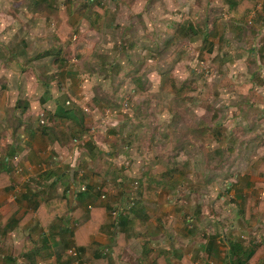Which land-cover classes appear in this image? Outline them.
Listing matches in <instances>:
<instances>
[{"label": "rangeland", "instance_id": "rangeland-1", "mask_svg": "<svg viewBox=\"0 0 264 264\" xmlns=\"http://www.w3.org/2000/svg\"><path fill=\"white\" fill-rule=\"evenodd\" d=\"M227 6L220 0H0V72L4 65L33 71L41 83L35 97L42 90L52 94L41 103L46 108L54 107L59 90L68 91L63 101L78 107L76 120L55 119L52 112L38 109L32 121V127L57 138L64 131L66 146L94 132L91 122L98 119L103 132L97 137L106 145L102 150L93 149L88 158L72 146L73 154H54L51 146L49 158L69 170L74 166L70 172L78 184L72 197L83 185L98 183L100 197L105 195L101 201L115 206L113 213L126 209L134 195L135 205L123 214H136L140 223L134 232L129 229L137 242L133 240L134 252L148 255L153 235L175 247L170 229L177 219L185 229L174 237L189 234L199 244L216 234L221 255L228 236L246 245L264 241V177L259 175L264 162V53L261 41L257 46L250 39L253 23L234 24ZM45 52L47 56H38ZM33 85L26 81L27 90L34 92ZM82 117L83 123L78 121ZM22 132L5 134L0 128V140L11 135L21 140ZM5 152L0 144V158ZM124 157L130 159L128 168L121 163ZM14 160L19 166L20 155ZM22 169L13 167L12 182L0 185V210L22 200L20 213L30 215L31 202L41 196L61 208L52 200L57 186L39 193L37 184L48 183L45 171L37 176L43 167ZM136 180L139 190L132 194ZM149 183L157 187L150 189L156 192L151 197ZM66 213L62 219L70 216ZM10 215L16 218L17 213ZM115 225L110 229L114 234ZM46 232L54 234V225ZM5 250L0 245V255ZM159 251H167L164 243ZM190 251L189 244L184 252ZM70 256L58 264H74L78 256ZM202 257L200 264H224L215 256ZM7 260L0 258V264Z\"/></svg>", "mask_w": 264, "mask_h": 264}, {"label": "crops", "instance_id": "crops-1", "mask_svg": "<svg viewBox=\"0 0 264 264\" xmlns=\"http://www.w3.org/2000/svg\"><path fill=\"white\" fill-rule=\"evenodd\" d=\"M220 1H222L226 5H229L227 6L228 11L230 10V15L234 18V24H237L236 22H238L239 20L243 22L253 23V33L251 34L250 39L252 40V42H255L257 46L260 45L259 43L261 41V49L264 53V0L261 3L254 2L253 0ZM186 2L187 1H184L182 5L184 6ZM237 2L238 6L233 10L232 8ZM258 8H260L262 11L260 12ZM232 28L237 27L235 25H232ZM251 55H255V49L252 50ZM22 62L19 63L22 64ZM262 75L264 77V64ZM36 77L37 75L33 71L28 70L26 66L24 68L20 67V70L18 71L11 69V66L8 65H4L1 68L0 128L5 132V134L11 132L14 133L13 135H15L19 131V129L24 130V132H22L20 135L18 134V137H21V140H18L15 137L13 138V135L6 136L5 138H1L0 140V144L6 147L5 154L0 158V170L4 167L10 168L8 174H2L1 177L2 179H9L10 177H14L12 176L13 167H16V170L17 167H23L25 172L29 171V169L36 168L37 166L43 167L42 170L37 172L39 173L37 176L38 179H40L42 176L40 172L45 171V176L47 177L44 178V180H46L48 183L43 182L41 184H37L39 193L41 191L43 193H49L50 191H53L57 186V193L55 194H57V198L60 197L59 199H61L58 202L61 208L56 209L51 203H47V205H45V201H48V196L46 198H41V196L38 202H31L29 207L31 209V207L33 206V209L30 210L31 215L30 219L28 220L25 219V215L23 216V213H20V211L25 209L21 206L22 200H17L12 204L7 205L3 211L0 210V245L3 247V249H6V255L2 254L0 255V258L8 257V260L4 262V264H58L59 262L66 260L68 258V255H73L76 257L78 256L75 259L76 262L74 260V264H183V258L186 259L185 261L188 264H192V262H195L193 264H200V256L202 257L204 254L207 258L215 256L216 259H220L222 262H224L225 254L221 255L219 252V254L217 255L215 251L216 249L208 250L211 244L216 245V247L219 246L218 236H216L215 234L209 235L207 240L204 239L199 244H196V240H192L189 234L188 236H186V239L184 235L174 237L175 232L181 233L180 230L185 229L182 224L183 221L181 222L178 219V223H174L173 228L170 229L174 231L171 238L172 240L170 241L175 243V247H170L167 238L159 239L158 235H153L151 236L149 243V250L151 249L150 252H152L151 256H149L150 252L148 253V255L146 253L134 252L132 250V246L133 240L136 242V239L135 236H131L132 233L130 234L129 229L131 228L134 232L140 225V223L137 222L136 214L133 215L134 225H129L127 223V220H123L121 218L124 216L115 215L114 212L112 213V210L115 206L111 208L108 204V201H101V197L104 198L105 196L103 197V195H101L100 197V192L98 190L101 189V185H98V183L97 186H90V184L88 183L89 185L86 186V192L80 193L79 195L76 194L72 197V194L75 191V183L78 184L73 180L70 172V170L74 168V166L71 164V159L73 160L74 157H71V159H66V162L72 165L71 166L68 164L71 167V169L69 170V167L65 168V163L61 164L56 161V158H49V155L51 154L49 150L51 149V146L52 149H54V151H52L54 154H57V152L66 153L67 151L73 154L74 149L76 150V153H79L82 150L87 152V157L89 158V155L93 151V149L100 151L102 150L101 146H106L105 143H103V141L97 137L98 133L102 131L101 126L98 127L99 125L96 124L98 119L94 118V123L91 122L92 126L94 125L97 127L95 128L94 132L90 133L87 131L83 134V136H81L83 139L81 142L77 143L74 141V139H72L67 146L61 140V138H63L64 136V131L59 130L58 134L60 135V138H57L53 135L51 136V132H48L47 134L37 130L35 127H32V121L34 120L33 116L37 114V112H39L38 109H41V111H46L48 112V114L52 112L55 119H67V121L69 122L70 119H77L76 110H78V107H73V104H71V100L63 101L65 99V95L63 94H65V92L66 94H68V91L65 90H59V93L61 94L59 97L54 98V107L46 108V104L41 103L47 99L51 100L52 94L47 95L46 91L42 90L41 95L37 97L38 100H36L37 98L35 96L37 94L35 93V91L39 90V86L41 84L38 81L39 79ZM27 80L29 81V85L34 84V92L30 90V87L28 90L26 89ZM9 89H11L10 92L8 91ZM261 90L263 91L264 95V89ZM20 94L27 95L26 97H22ZM26 100L29 102H26ZM66 106L69 108V116L63 113L68 110V108L66 109ZM60 107L62 108L60 109ZM86 107L87 106L84 105L82 108L84 109ZM261 116L264 117V111H262ZM81 119L82 123L85 122L83 121V117L78 118V121L81 122ZM48 123L50 126H53L52 122ZM92 126H89L88 130ZM85 136H87V138L84 139ZM91 144H94L95 147L89 148L91 147ZM37 145L40 147H37ZM70 146L74 147V149L71 147V150ZM260 152H262V154L264 155V147H260ZM42 154H44V157H42ZM7 155H10V158H8ZM19 155V166H16L14 158L16 159ZM59 157L63 159L62 155H60ZM60 158H58V160H60ZM11 159L13 160V167ZM77 166L79 167L80 163H78ZM124 168L128 167L124 166ZM46 170H49V173H47ZM83 176L84 173L82 172V177ZM10 179L9 181L12 182V179ZM10 188L11 186L6 187V192H8ZM39 193L36 190V194ZM54 198L52 200H54ZM64 198H66L65 200L68 201V208L66 209L62 207V200ZM248 200L249 199H247L246 201ZM75 207L83 208L87 213V215L85 216V220L88 223L85 227L87 231L84 230L79 235V217L76 218V214L73 213V209ZM51 208L54 209L51 210ZM17 210H19V212H17ZM39 210L41 212L53 211V213H56L53 223L56 230L54 234L46 232L47 228H52L53 225L47 227L46 225L42 224L41 219H39L38 215ZM15 212L17 213L16 218H11L10 214H13ZM66 212H69L70 216H68V219L65 220L62 219L61 216ZM118 217L120 221L118 220ZM167 219L168 222H172L171 220H169V216ZM12 220H16V222L7 226V223L11 222ZM142 222L144 223V221ZM145 223L148 224L147 222ZM114 224H116L114 226L116 230L115 234L110 230L113 228ZM166 226L168 227V223L166 224ZM87 232V240L80 238L83 233ZM227 238L230 246L231 241H234L229 240L231 238L229 236ZM163 243L166 245L167 251L158 252L159 245H162ZM259 243H262L264 245L263 240ZM24 244L27 246V248L23 247ZM189 244L192 251L184 252L186 251V247ZM22 247L23 249H25L23 253L20 251ZM244 247H253V244L246 245L244 242ZM218 248V250H221L220 247ZM70 249H75L77 251V254H70ZM227 250L224 251V253H226ZM191 255L194 258L193 260L190 257ZM10 257H12L11 260L9 259ZM147 260L149 261L148 263ZM203 260L204 258L202 257V261ZM262 260H264V258H262ZM224 264L226 263L224 262Z\"/></svg>", "mask_w": 264, "mask_h": 264}, {"label": "trees", "instance_id": "trees-1", "mask_svg": "<svg viewBox=\"0 0 264 264\" xmlns=\"http://www.w3.org/2000/svg\"><path fill=\"white\" fill-rule=\"evenodd\" d=\"M237 6H238V2L233 6L232 9L234 10V8L237 7ZM65 24H66V22H65ZM67 25H69V24L67 23ZM69 34H70V32H69ZM47 55H48V53L45 52V53H42V54H40L38 56L39 57H44V56H47ZM67 106H66V109L68 108ZM61 108L62 107H60V109ZM63 113L68 115V113H70L69 112V108H68V110H66ZM14 152H15V150H14ZM9 156L10 155H7L8 158H10ZM9 171H10L9 167H4L3 169L0 170V185H3V183H6V182L9 181V179H2V177H1L2 174L7 175ZM261 174L264 176V162L259 167V175H261ZM83 186H85V189L82 188ZM83 186L80 187V189L77 191L78 195L80 193L86 192L87 187H86V185H83ZM156 188L157 187H154L151 183H149V185L147 184V196L148 197L153 196L152 194H155L156 192L150 193V189L156 191ZM145 193H146V191H145ZM65 199L66 198H64L62 200V207L64 209L68 208V201H66ZM60 200L61 199H59V198H55L54 199V201L57 202V203ZM45 202H47V201H45ZM260 203L262 204V208H264V199ZM45 205H47V203ZM73 213L76 214L75 215L76 218L79 217V219H78V225H79V227H78V235H79L82 231H84V230L87 231V229H85V227L88 224L86 222V220H85V216L87 215V213H86V210L84 211V209L80 208V207H75L73 209ZM55 214L56 213H53L52 211H48V212L47 211H45V212L42 211L41 212L40 210L38 211L39 219H41L42 224L46 225V226H52L53 225V223H54L53 220H55ZM30 215H27V216L25 215L24 216L25 219H27V220L30 219ZM91 215H92V212H91ZM121 218L123 220H127V223L129 225H134V223H133L134 217L133 218L131 217L132 219H129L127 217H121ZM14 222H16V220L15 221L12 220L11 222H8L7 226L11 225ZM87 236H88V232L87 233H83L80 236V238H82L84 240H87ZM214 249H216L215 251H216V254L218 255L219 254V250H218L219 248L216 247V245L211 244L209 246L208 250H214ZM263 251H264V245H262V244L260 246L253 245V247H246L245 248L244 247V242L242 240H240V239H236L234 242L231 241L227 252L224 253L225 254L224 255V258H225L224 262L226 264H264V260H262V258L260 257V254L264 253ZM220 254H221V252H220ZM183 260L185 261L186 259L183 258ZM185 263H187V262L185 261Z\"/></svg>", "mask_w": 264, "mask_h": 264}, {"label": "built area", "instance_id": "built-area-1", "mask_svg": "<svg viewBox=\"0 0 264 264\" xmlns=\"http://www.w3.org/2000/svg\"><path fill=\"white\" fill-rule=\"evenodd\" d=\"M84 109H85V111H88V108L87 107L84 108ZM41 115L44 116L43 113ZM41 121L44 122V119L42 118ZM92 128L94 129V127H92ZM121 162H122V164H124L125 167L130 166V159L128 157H124ZM82 188L85 189V186H83ZM138 190H139V181L136 180L134 182V184H133L132 194H136L138 192ZM104 196L105 195H103V197ZM134 205H135V197H134V195H132L130 197V201H129L128 205H126V209L124 210V213H127L126 210L130 209ZM114 214L115 215H119V211L118 210L117 211H114ZM69 253L70 254H77V251L75 249H70L69 250Z\"/></svg>", "mask_w": 264, "mask_h": 264}, {"label": "clouds", "instance_id": "clouds-1", "mask_svg": "<svg viewBox=\"0 0 264 264\" xmlns=\"http://www.w3.org/2000/svg\"><path fill=\"white\" fill-rule=\"evenodd\" d=\"M84 110H85V109H84ZM88 111H89V110H88ZM94 130H95V127H94ZM128 167H129V166H128ZM124 210H125V209H123V208H121L120 211L118 210V211H119V216H120V215L123 216V214H124V215L126 214V213H124ZM124 217H126V216H124Z\"/></svg>", "mask_w": 264, "mask_h": 264}]
</instances>
